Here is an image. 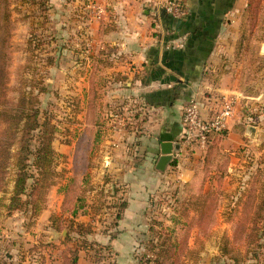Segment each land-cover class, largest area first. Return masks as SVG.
<instances>
[{
  "label": "rangeland",
  "instance_id": "rangeland-1",
  "mask_svg": "<svg viewBox=\"0 0 264 264\" xmlns=\"http://www.w3.org/2000/svg\"><path fill=\"white\" fill-rule=\"evenodd\" d=\"M95 4L91 0H0V16L8 13L11 24L4 99L11 106L21 91L39 98L41 114L56 127L53 146L58 154V175L39 215L32 216L28 209L8 212L2 204L9 203L13 182L3 188L1 184L0 264H68L69 250L76 248L84 264H171L168 255L156 259L154 248L160 244L178 245L182 254L175 264H264V215L255 244L249 245L242 231L243 226L248 231L252 228V218L264 201V56L255 66L259 56L254 52L264 42V8L261 18L246 25L252 50L247 57L250 69L242 72L237 87L248 96L236 114L246 135L230 148L227 135L207 159L203 160L201 151L202 173L190 187L175 181L149 196L145 225L136 235L138 244L130 251L132 259L123 262L112 244L93 237L117 236L116 215L122 211L120 203L126 201L122 185L106 173L104 178L99 176L105 179L103 183L98 179L96 157L109 126L105 119L96 123L102 120L95 114L102 93L96 85L97 46L91 33L92 23L100 18L91 7ZM103 7L108 15L113 5L110 1ZM255 32H259L256 39ZM84 64L90 70L82 68ZM216 97L220 107L222 95ZM69 187L74 200L66 204ZM64 203L73 206L65 213ZM53 215L65 220L60 222ZM70 220L90 224L93 232L81 236L71 230ZM226 246L229 251L223 253Z\"/></svg>",
  "mask_w": 264,
  "mask_h": 264
},
{
  "label": "crops",
  "instance_id": "crops-1",
  "mask_svg": "<svg viewBox=\"0 0 264 264\" xmlns=\"http://www.w3.org/2000/svg\"><path fill=\"white\" fill-rule=\"evenodd\" d=\"M91 1L101 7L110 1L113 5L108 15L104 12L106 16L101 14L91 26L97 46L95 79L102 93L95 112L96 119L102 120L96 123L105 119L109 126L96 157L98 179L103 183L99 176L106 173L122 185L128 202L117 236L93 237L112 244L120 260L128 262L138 244L136 235L145 225L149 196L175 181L181 185L193 180L203 150L205 159L206 146L181 144L179 155L166 170L157 169L161 143L183 139L185 105L196 99L206 108L204 115L211 116L219 109L215 96L242 93L237 87L242 72L250 69L247 57L252 51L243 49L244 58L237 60L236 48L247 0H182L187 8L184 17L166 13L164 0ZM255 49L257 66L263 60L264 42ZM84 65L90 70L89 64ZM220 71L224 73L218 83L206 77V72ZM240 119L235 115L229 121V148L247 133ZM82 258L77 264L87 263Z\"/></svg>",
  "mask_w": 264,
  "mask_h": 264
},
{
  "label": "trees",
  "instance_id": "trees-1",
  "mask_svg": "<svg viewBox=\"0 0 264 264\" xmlns=\"http://www.w3.org/2000/svg\"><path fill=\"white\" fill-rule=\"evenodd\" d=\"M257 8H260L258 14ZM263 8L261 0H247V7L242 19V29L240 30V39L238 40V46L236 48L237 60L244 58V54L240 55L243 49L247 52L252 51L247 42L250 31L246 25L247 23L250 24L253 19L256 21L257 17L261 18ZM10 25V15L8 13H5L3 18L0 16V187L2 184L3 188L10 180L13 182L9 203L2 205L10 213L17 209H28L31 211L32 216H37L42 212L48 193L47 191L54 184L58 175L56 169V158L58 154L53 146L56 127L48 118L41 114L38 105L40 100L32 92L21 91L17 102L11 106H8L4 99V89L8 75V54L5 51L7 50V34L9 33ZM253 38H257V32L253 35ZM223 73V71L219 73L206 72V77L218 83V76ZM227 134L228 127L207 135L205 141L206 159L211 155L218 142L224 139ZM35 142L36 144H34ZM194 145L196 143L191 146ZM31 159H33L32 162ZM176 165L177 161H174L173 166ZM201 173L199 166L196 169L194 179L186 182L185 186L190 187L194 184ZM30 180L33 181L29 186ZM4 191L7 192L8 189L6 188ZM72 192L73 188L69 187L66 192V204L73 202L74 197H70ZM76 199L77 201H81V198ZM200 199L201 196L197 197V200ZM66 204L64 203L63 213L73 207H67L68 205L66 206ZM127 206V201L120 203V209L122 211L116 215L118 221L121 219V214L123 218ZM77 213V208L74 206L72 215L75 217ZM263 215L264 201L259 205V210L255 212L252 218L254 222L252 228L249 231L247 226H243L242 228V231L246 233L245 236L249 245L255 244L260 238L258 223L263 218ZM52 217H55L60 222L64 219L62 216L57 215H53ZM56 226L59 227V224L56 223ZM69 227L81 236H86L93 232V227L90 224L76 220H70ZM156 249V259L159 261L160 257L168 255V258H172L171 264H175L182 254L178 245L175 244L171 246L160 244L154 248V250ZM228 251V246L224 247L223 253H228ZM69 253L70 258L66 257V260L69 261L68 264H77L79 260V248L70 249Z\"/></svg>",
  "mask_w": 264,
  "mask_h": 264
},
{
  "label": "built area",
  "instance_id": "built-area-1",
  "mask_svg": "<svg viewBox=\"0 0 264 264\" xmlns=\"http://www.w3.org/2000/svg\"><path fill=\"white\" fill-rule=\"evenodd\" d=\"M161 5L164 11L172 16L184 17L187 15V8L182 0H164ZM91 7L95 8L98 15L104 12V8L100 5L95 4ZM243 99H248V96L242 93L222 95L220 107L212 116L204 115L199 101L196 99L190 100L183 111L184 134L180 144L191 146L198 143L205 146L206 137L209 133L228 127L231 118L238 113ZM178 155L179 151L174 152V156L177 157Z\"/></svg>",
  "mask_w": 264,
  "mask_h": 264
},
{
  "label": "water",
  "instance_id": "water-1",
  "mask_svg": "<svg viewBox=\"0 0 264 264\" xmlns=\"http://www.w3.org/2000/svg\"><path fill=\"white\" fill-rule=\"evenodd\" d=\"M180 142L164 141L161 143L162 155L157 162V169L165 171L174 158V152L180 151Z\"/></svg>",
  "mask_w": 264,
  "mask_h": 264
}]
</instances>
